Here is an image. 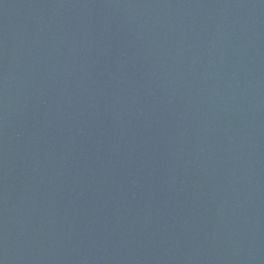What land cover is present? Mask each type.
Instances as JSON below:
<instances>
[{"label":"water","instance_id":"95a60500","mask_svg":"<svg viewBox=\"0 0 264 264\" xmlns=\"http://www.w3.org/2000/svg\"><path fill=\"white\" fill-rule=\"evenodd\" d=\"M0 264H264V0H0Z\"/></svg>","mask_w":264,"mask_h":264}]
</instances>
